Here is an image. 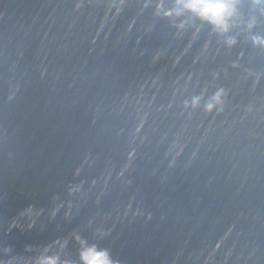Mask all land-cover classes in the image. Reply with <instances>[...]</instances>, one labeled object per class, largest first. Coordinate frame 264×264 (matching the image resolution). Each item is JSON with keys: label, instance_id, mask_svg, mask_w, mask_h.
Masks as SVG:
<instances>
[{"label": "water", "instance_id": "95a60500", "mask_svg": "<svg viewBox=\"0 0 264 264\" xmlns=\"http://www.w3.org/2000/svg\"><path fill=\"white\" fill-rule=\"evenodd\" d=\"M92 248L264 264V0H0V264Z\"/></svg>", "mask_w": 264, "mask_h": 264}, {"label": "clouds", "instance_id": "9594fccd", "mask_svg": "<svg viewBox=\"0 0 264 264\" xmlns=\"http://www.w3.org/2000/svg\"><path fill=\"white\" fill-rule=\"evenodd\" d=\"M183 8L195 13L202 20L212 24L218 31H227L229 21L235 13L237 0H180ZM223 92L214 97L215 103H209L207 110L212 112L216 104L222 105L221 97ZM194 103H199L196 100ZM146 118V114H145ZM143 127V120L136 127L135 133L138 134ZM85 264H112V261L106 252H98L95 248L88 249L82 254ZM40 264H59L58 258L48 257Z\"/></svg>", "mask_w": 264, "mask_h": 264}]
</instances>
